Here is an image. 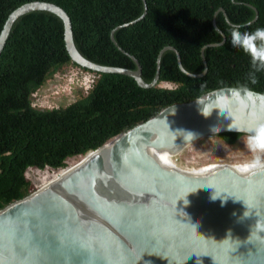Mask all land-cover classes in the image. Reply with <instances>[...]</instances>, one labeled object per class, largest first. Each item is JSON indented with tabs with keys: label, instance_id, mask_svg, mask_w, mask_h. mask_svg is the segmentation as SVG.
Masks as SVG:
<instances>
[{
	"label": "water",
	"instance_id": "obj_1",
	"mask_svg": "<svg viewBox=\"0 0 264 264\" xmlns=\"http://www.w3.org/2000/svg\"><path fill=\"white\" fill-rule=\"evenodd\" d=\"M144 5L138 20L117 27L111 36L137 70L87 59L76 47L68 13L44 1L26 3L9 15L0 35V56L15 23L45 11L63 21L68 53L82 68L128 76L151 89L159 83L163 55L174 51L183 73L206 75V61L202 74H192L179 51L168 46L159 54L153 82L143 79L140 62L114 35L144 19L146 0ZM250 7L256 21L259 12ZM218 32L224 43L226 36ZM260 124L264 94L242 88L217 89L162 109L81 156L49 185L1 209L0 264H264V167H205L153 152L178 155L220 133L253 135Z\"/></svg>",
	"mask_w": 264,
	"mask_h": 264
},
{
	"label": "trees",
	"instance_id": "obj_2",
	"mask_svg": "<svg viewBox=\"0 0 264 264\" xmlns=\"http://www.w3.org/2000/svg\"><path fill=\"white\" fill-rule=\"evenodd\" d=\"M34 1L57 4L68 13L76 47L87 59L137 70L134 60L118 49L111 36L114 29L144 14V0H0V35L9 15ZM146 3L145 18L114 35L118 45L140 62L143 79L153 82L159 54L168 46L179 51L182 65L192 74H202L206 61V75L189 77L181 71L177 54L167 51L158 85L144 89L128 76L96 73L75 64L58 16L36 11L15 23L0 56V210L33 192L28 169L50 168L60 173L69 168V159L97 150L166 107L227 87L264 94V71L255 73L258 82L252 84L249 56L230 43L233 25H241L242 32L264 27V0ZM250 5L259 12L256 21ZM217 28L226 36L224 43ZM69 66L95 76L91 89L66 107H35L34 95ZM162 83L174 88L161 87ZM216 136L234 145L246 135L226 132Z\"/></svg>",
	"mask_w": 264,
	"mask_h": 264
},
{
	"label": "rangeland",
	"instance_id": "obj_3",
	"mask_svg": "<svg viewBox=\"0 0 264 264\" xmlns=\"http://www.w3.org/2000/svg\"><path fill=\"white\" fill-rule=\"evenodd\" d=\"M94 79L93 74L75 66H69L63 72L58 73L54 79L48 81L47 85L34 95L33 105L41 109L66 107L83 94H86L91 89ZM160 86L174 88V85L169 83H162ZM248 137V135L243 136L234 145L226 143L217 136L204 138L187 147L176 157L200 166L248 163L253 159V153L250 152L247 146ZM261 157L264 159V154H261ZM80 159L81 157L69 159L67 161L68 167L73 166ZM56 171L61 170L50 168L43 171L35 168L28 169L26 176L32 184L33 191L55 180L58 175Z\"/></svg>",
	"mask_w": 264,
	"mask_h": 264
},
{
	"label": "clouds",
	"instance_id": "obj_4",
	"mask_svg": "<svg viewBox=\"0 0 264 264\" xmlns=\"http://www.w3.org/2000/svg\"><path fill=\"white\" fill-rule=\"evenodd\" d=\"M240 28L239 24L232 26L230 43L249 56L252 68L249 78L252 84H256L258 81L255 73L264 71V27H258L251 32H242ZM247 146L253 153V159L248 166L250 168L264 167V159L261 157V154H264V124L254 129V134L248 137Z\"/></svg>",
	"mask_w": 264,
	"mask_h": 264
},
{
	"label": "bare ground",
	"instance_id": "obj_5",
	"mask_svg": "<svg viewBox=\"0 0 264 264\" xmlns=\"http://www.w3.org/2000/svg\"><path fill=\"white\" fill-rule=\"evenodd\" d=\"M153 152L176 157V155L170 154V153H168V152H166V151H164V152L153 151ZM249 163H250V162H248V163H244V164H245V165H249ZM74 165H75V164H74ZM217 165H223V164H209V165H205V167H208V166H217ZM71 167H72V166H71ZM69 168H70V167H69ZM61 173H62V172L58 173L57 177H58ZM57 177H56V178H57ZM56 178H55V179H56ZM48 185H49V184H48ZM46 186H47V185H46Z\"/></svg>",
	"mask_w": 264,
	"mask_h": 264
},
{
	"label": "built area",
	"instance_id": "obj_6",
	"mask_svg": "<svg viewBox=\"0 0 264 264\" xmlns=\"http://www.w3.org/2000/svg\"><path fill=\"white\" fill-rule=\"evenodd\" d=\"M35 106V105H34Z\"/></svg>",
	"mask_w": 264,
	"mask_h": 264
}]
</instances>
